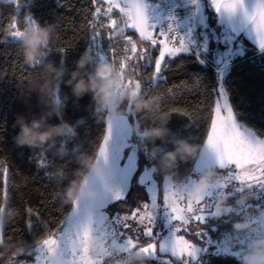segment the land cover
Instances as JSON below:
<instances>
[{
    "label": "snow or ice",
    "instance_id": "6c2138e0",
    "mask_svg": "<svg viewBox=\"0 0 264 264\" xmlns=\"http://www.w3.org/2000/svg\"><path fill=\"white\" fill-rule=\"evenodd\" d=\"M10 2L15 4L18 12L20 0ZM91 2L94 8L89 49L94 50L100 60L107 59L116 65L115 48H109L113 53L111 57L99 50L103 33L106 32L109 42L119 44L123 52L117 67L123 86L133 88L145 99L153 97L152 89L164 79L163 70L169 67L171 60L191 55L201 65L211 61L218 87L214 89L217 98L209 109L207 126L199 143L205 151L191 161L192 168L185 184L167 176L157 181L149 168L142 173L139 171L136 143L131 139L140 136L139 132L134 134L132 131L134 126H139V116H132L134 123H130L129 115L113 117L109 113L104 134L92 153L95 163L103 165L106 172L93 173L90 179L82 181V189L90 188L98 196L95 199H77L68 204L55 231L45 224L43 235L34 238L30 245L27 256L32 257L31 261L16 259L11 255L7 264H136L140 256L159 260L161 254L175 258L164 260L163 264H199V254L206 252L210 243L201 225L206 223L209 216H214L217 197L234 195L254 187L264 189V130L255 129L238 119L241 114L230 102L224 84L236 61L246 56L245 38L256 45L260 54H264V0ZM36 25L35 19L24 15L22 24L18 19L10 22L6 34L16 39ZM117 29L121 30L118 37L114 36ZM129 30L138 34L139 44L133 35L128 34ZM49 43L41 53L42 58L49 51ZM153 49L158 53L155 57L152 56ZM58 51L63 53L65 50ZM140 61L145 62L143 67L154 64L150 76L141 74ZM36 66H39V61L33 65ZM128 68L132 69L133 75L123 79ZM58 93L59 86L53 94V103H61ZM158 103H162V98L158 97ZM158 111H152L153 115ZM38 166L53 169L48 173L49 179L62 181L65 178V170H57L55 163L49 161L43 152L38 154ZM206 169H214L222 177V182L213 185V190L204 197L187 199L185 190ZM0 174H7V169L2 165ZM134 174H139V184L145 187L146 199L130 207L125 203L126 189L129 177ZM230 186L233 192L228 193L226 189ZM56 195L62 197L63 192ZM0 198L8 200L6 187L0 190ZM113 204L127 207V211L113 214L110 212ZM161 208L170 227V233L165 238L155 231L158 210ZM3 211L0 204V215ZM256 212H264V208H257ZM27 213L31 217L33 210L28 208ZM193 222L195 227H192ZM260 225L264 228V219H261ZM4 227L5 222L0 219V246L8 247ZM27 227L29 230L33 228L31 219ZM182 230L190 233L194 239H186L185 235L180 234ZM248 239V236L225 234L220 247L227 253L239 246L238 251L232 252V255L239 257ZM14 247L11 245V248ZM0 256H3L2 250ZM0 264H5V261L0 260Z\"/></svg>",
    "mask_w": 264,
    "mask_h": 264
},
{
    "label": "trees",
    "instance_id": "16d2710c",
    "mask_svg": "<svg viewBox=\"0 0 264 264\" xmlns=\"http://www.w3.org/2000/svg\"><path fill=\"white\" fill-rule=\"evenodd\" d=\"M19 11L10 0H0V165L7 169L6 176L0 174V190L7 188L9 192V206L18 210L19 215L15 219L5 223L4 239L8 247L0 246L3 254H11V245L19 241L33 243L34 238L43 235L47 225L48 229L55 231L58 222L63 219L62 213L68 208V204L62 202V197H57L58 192H63L65 186L74 178L73 173L77 165L69 162L67 158L60 159L53 155L61 143L68 149L77 152H86L90 155L95 151L97 143L105 131V120L96 119L91 103V96L85 95L74 103V97L65 102V95L71 96V90L63 80L69 79V73L76 69V62L80 55L89 49L90 36L92 34L90 22L92 20L93 4L91 0H20ZM24 15H30L41 26L53 25L54 33L49 43V51L45 54L46 61H52L62 70L59 79L58 95L61 103H53V94L56 90L55 82L49 84V78L40 66H29L24 62L22 51L18 47V41L6 40V32L10 22L18 19L23 23ZM129 35L137 39V35L128 31ZM114 36H119V29ZM115 48L116 67L123 58L121 47L117 43H110L107 33L104 32L99 46L102 54L109 57L113 53L109 48ZM58 49H64L61 53ZM95 56V62L88 66V72H94L99 63V57L94 50H90ZM155 49L152 56H157ZM108 61L105 59V62ZM144 61H140L141 74L150 76L154 70V64L143 67ZM128 76L133 75L132 69L125 70ZM164 79L153 87L151 95L162 98L160 108L156 115L153 112L139 116V126H135L141 133L149 125H158L160 117H166V127L169 133L164 140L157 139L146 147L138 148L142 136H133L136 143L137 159L140 173L151 166L148 151L153 148L173 150L178 139H185L193 144L202 141L210 107L214 103L216 89L215 70L207 62L201 65L195 57L183 55L170 61L169 67L163 70ZM229 92V100L234 109L241 115L239 120L258 130H264V54L258 49L246 52L245 58L236 61L230 73L224 81ZM172 90L171 92L169 90ZM243 99V102H242ZM50 105H57L63 109L64 120L75 127L76 135L57 139L55 148L49 146L44 153L49 161H53L59 168L65 170V178L57 181L49 179L48 173L53 171L51 167L38 166V154L41 151H33L28 147L18 148L14 138L19 131L14 127L17 115H24L28 120L50 110ZM180 109V112L172 111ZM130 123L134 119L129 115ZM60 118L52 116L48 123L58 124ZM147 126V127H144ZM133 131V129H132ZM192 168V162L181 163L179 166L180 177L187 176ZM160 178L163 175L154 174ZM139 174H134L131 185L126 192L125 203L130 206L140 199L141 187L139 186ZM0 198V204L3 203ZM118 206L113 204L111 207ZM31 208L33 214L29 217L27 209ZM31 219L33 228L29 230L28 221ZM165 259H151L148 264H163L164 260L174 257L161 254ZM240 259L231 254L208 253L203 264H240ZM136 264H141L136 260Z\"/></svg>",
    "mask_w": 264,
    "mask_h": 264
},
{
    "label": "clouds",
    "instance_id": "9594fccd",
    "mask_svg": "<svg viewBox=\"0 0 264 264\" xmlns=\"http://www.w3.org/2000/svg\"><path fill=\"white\" fill-rule=\"evenodd\" d=\"M54 31L52 24L41 26L37 23L36 26L27 29L16 40L19 42L18 47L22 51L24 62L29 66H33L39 61V66L43 68L49 78V84L55 82L56 86H59L55 78L61 74L62 70L52 61H46L45 58L41 57V53L51 41ZM95 59L93 53L85 49L76 62V69L68 74L70 78L61 81V83L69 86L71 90V96L65 95V102L74 97L73 102L78 103L85 95H90L94 116L100 120H106L109 113L113 117L124 115L136 117L159 110L158 97L145 99L133 88L123 86L122 77L116 65L110 60L98 64L94 72H88V66L93 64ZM123 79H127L126 74H124ZM125 102L130 104L131 107H124ZM52 116L60 118V122L58 124L48 123L49 118ZM62 116L63 109L57 105H50V110L39 118L34 117L28 120L24 115H17L14 124V127L19 128L14 138L16 147H28L32 152L36 150L45 152L49 146L55 148L58 138L75 136L77 134L75 127L64 120ZM166 123V117L162 115L158 125H149L144 129L140 133L142 141L138 148L146 147L157 139L164 140L169 133ZM138 131L139 129L134 126L133 133L135 134ZM202 151L205 150L201 144H193L185 139H178L175 148L170 151L158 147L150 149L148 151V158L151 162L149 171L185 184L187 176L180 177V164L195 160ZM53 155L60 159L67 158L69 162L77 165L73 173L74 178L69 181L63 190L62 202L64 204H70L77 199H95L98 196V193L90 188L84 187L82 189L84 179H90L93 173L104 172L103 166L96 164L92 155L68 149L63 143L55 149ZM221 182L222 177L217 175L215 170H206L198 178L193 179L191 186L185 190V197L191 200L204 197L213 190V185ZM228 199L227 194L218 198L212 218L219 219L230 214L235 206L247 204L250 196L247 193L242 194L236 199L235 205H227ZM2 206L4 211L0 215V219L5 223L19 215L18 210L9 206L8 200L3 201ZM251 228L252 226L247 220L237 221L232 226V230L237 233L250 231ZM31 244L28 241L18 242L12 249L11 255L15 258L27 256ZM137 259L140 260L141 264H148L150 260L144 256ZM240 264H264V238L251 246L250 251L242 258Z\"/></svg>",
    "mask_w": 264,
    "mask_h": 264
},
{
    "label": "rangeland",
    "instance_id": "374dc122",
    "mask_svg": "<svg viewBox=\"0 0 264 264\" xmlns=\"http://www.w3.org/2000/svg\"><path fill=\"white\" fill-rule=\"evenodd\" d=\"M6 40L18 41V40L14 39L8 35L6 36ZM104 62H105V60H103V61L99 60V63H104ZM209 63L212 65V67L215 70V67L211 63V61H209ZM215 76H216V71H215ZM217 87H218V84H217V78H216V88ZM216 98L217 97H216V93H215L214 101L216 100ZM125 105H126V102H125ZM125 151L127 153V150H125ZM150 167H146V168H150ZM103 169H104V172H106V169L104 168V166H103ZM206 170H214V169H206ZM206 170H204V171H206ZM199 176H197L195 178H198ZM163 177L164 176L157 178L154 175V179L157 181L162 180ZM131 179H132V177H129V185H128V188L126 189V192L128 191V189L131 185ZM138 182H139V180H138ZM139 186L142 189L140 199L136 200V202L134 204L130 205V207H135L140 201L146 199L145 187L140 185V184H139ZM162 187L163 186L161 185V188ZM226 192H228V193L233 192V188L230 186L228 189H226ZM245 193H247L250 196V200L247 204H245L243 206H235L233 208V211L230 214L225 215L219 219H214L211 216H209L206 220V223L201 225V227L207 233V239H208V241H210V243L207 244V251L201 252L199 254V264L204 263L208 253H210V252L215 253V254H231L232 255L233 251L239 250V246H235L231 249L230 252L225 253L222 251V249L220 247V243L223 240L225 234H232V235H240V236H248L249 237L247 244L244 247V251L241 253V255L239 257H237L240 260H242V258L250 251L251 246L253 244H255V242L259 241L261 238H264V228H262L260 225L261 219H264V212H256L257 208H264V189L254 187L251 190L245 189L244 192H238V193H235L234 195L227 194L229 197V199L227 201V205H235L236 199ZM219 197H217V199L215 201L213 211L216 207V204L218 203ZM88 199H90V198H88ZM125 211H127V207H120L119 205L110 208V212L113 214L116 212H120L123 214ZM241 220H247L248 221V223L252 226L250 231L237 233V232H234L232 230L233 223H235L237 221H241ZM254 220L257 222L254 223L253 222ZM192 227H195V222H193ZM155 231L160 233L161 238L167 237L170 233V227L167 223V218H166V215L164 213L163 208L158 210L157 225H156ZM180 234L185 235L186 239H194L193 237H191L190 233H184L183 230L181 231ZM195 239H198V238H195ZM10 256H11V254H3V256H0V260L5 261V264H7V259ZM16 259H27V260L31 261L32 257L21 256V257H18ZM162 259H165V257H162V255H161L160 260H162ZM194 264H195V262H194Z\"/></svg>",
    "mask_w": 264,
    "mask_h": 264
},
{
    "label": "crops",
    "instance_id": "0c3cea01",
    "mask_svg": "<svg viewBox=\"0 0 264 264\" xmlns=\"http://www.w3.org/2000/svg\"><path fill=\"white\" fill-rule=\"evenodd\" d=\"M214 22V21H213ZM215 23V22H214ZM244 43H245V47H246V49H247V51H251V50H253V49H256L257 47H256V45L255 44H253L252 43V41H250V40H247V38H245V41H244Z\"/></svg>",
    "mask_w": 264,
    "mask_h": 264
},
{
    "label": "water",
    "instance_id": "95a60500",
    "mask_svg": "<svg viewBox=\"0 0 264 264\" xmlns=\"http://www.w3.org/2000/svg\"><path fill=\"white\" fill-rule=\"evenodd\" d=\"M129 31H131V30H129ZM132 32V31H131ZM137 36H138V34H136Z\"/></svg>",
    "mask_w": 264,
    "mask_h": 264
}]
</instances>
